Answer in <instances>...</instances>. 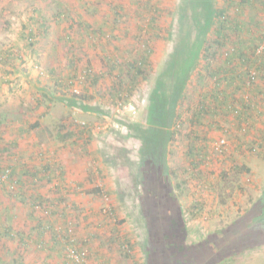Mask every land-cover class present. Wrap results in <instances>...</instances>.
<instances>
[{
	"label": "rangeland",
	"instance_id": "obj_1",
	"mask_svg": "<svg viewBox=\"0 0 264 264\" xmlns=\"http://www.w3.org/2000/svg\"><path fill=\"white\" fill-rule=\"evenodd\" d=\"M60 2L66 5L63 6L65 13L60 9ZM92 2L100 9L96 15L87 11L88 4ZM35 6L44 10L47 18L45 23H49L51 28L49 35L40 38L35 44L36 48L31 49L26 47L24 39L19 40V32L23 21ZM115 6H123L121 10L125 17L120 19L117 29L98 35L96 46L87 47L85 44V55L80 66L91 64L99 74V69L106 67L103 48L107 49V55L114 59L119 56L122 62L139 59L147 48H153L152 72L149 71V77L140 81L131 92L130 84H127L129 82L124 81L127 75H123L119 80L124 85L123 94L116 101L109 90L115 78L104 75L97 85L90 87L91 92H94L90 107L72 108L68 102L56 97L60 96L56 79L69 72L68 56L73 49L80 48V43H77L78 47H72L67 40H60L59 33H56L57 26L66 29L75 21L83 20L97 28L109 13L112 15ZM156 6L161 8L160 24L163 28H170L171 37L167 32L166 39L152 38L147 28L150 17L156 14L153 11ZM183 6L181 0H0V143L11 146L15 129L26 128L25 133H22L23 141L37 140L36 143L40 142V147L48 152L57 149V159L59 157L63 164H68L64 170L70 173L71 186L77 188L74 199L79 207L78 214L85 217L101 212L104 223H107L111 220L110 208L117 210L118 217L124 218V221L119 224L115 220L110 224L108 238L111 235L123 239L126 237L133 248L132 253L126 255L119 244L106 239L107 243L101 247L112 260L110 264H136L137 261L138 264H165L164 260H167L165 249L168 246V229L162 219L166 206H160L152 199L157 188L149 191L141 182L144 161L142 151L151 140L150 132L143 133L148 130L143 127L151 126L157 120L163 122L161 127L156 128L160 136L154 153L155 156L167 154L164 166L177 172V176L173 177L176 184L188 167L185 152L189 143L187 132L191 128L188 120L192 112L189 107L199 101L201 92L206 88L194 75L195 60L192 59L197 51L191 47L202 38L197 31L201 10L198 8V15L195 16L194 8L190 7L185 12ZM60 13L65 15L61 24ZM80 14L83 19H80ZM39 17L43 22L42 17ZM8 21L11 23H6ZM36 25L34 27L38 31ZM80 29L75 23L67 31L77 40ZM182 38L187 45L185 50L193 54L188 57L182 76L179 75L178 81L171 84L175 93L181 91L182 101L179 99V102L183 103L177 104L176 111L179 106L184 109L179 134L169 139L167 131L170 128L164 119L171 122L172 116L167 108L166 97L160 98L156 89L168 77L164 69L173 62L174 52ZM88 40L92 41L90 38ZM10 48L17 50L14 55L10 54ZM6 66L5 74L2 70ZM115 74H118L117 71ZM40 97L45 100L42 104L38 103ZM40 105L37 110H32ZM173 112L175 110L171 115ZM164 113H167L166 118ZM176 116L177 112L174 121ZM229 119L233 121L231 117ZM37 122L40 126L33 129L32 126ZM84 124L89 125V129H83ZM139 126L142 128L138 132ZM175 128L172 126V130ZM225 128L223 132L210 131L209 161L203 164L202 173L197 179L188 181V188L180 197L189 230L187 241L192 250L184 264H264V154L237 149V145L242 143L251 146L255 140L254 133H242L231 122H226ZM63 135H69L73 143L61 146ZM222 139L225 143L220 145ZM20 147L23 149V144ZM22 149L15 146L2 150L4 156H1V164L21 168L22 159L18 155ZM236 166L244 167L239 175ZM92 171L97 174L93 182L88 176ZM222 174L227 177V182L224 180L225 183L218 184ZM202 176L209 179L213 186H220V189L214 191L207 182L200 183L204 180ZM74 180H78V183ZM96 183L107 193L105 196L95 195ZM72 197L69 198L70 202H74ZM27 206L18 211L19 227H16L26 232L32 224L26 218L35 213L41 215L39 210H31ZM161 211L162 218L159 216ZM62 215L48 214L52 222L62 220ZM90 217L94 226L100 222V218L94 215ZM82 219L78 225L81 234L87 229V221ZM100 230L105 232L104 228ZM6 239L0 241L1 257L6 262H13L18 256L23 258L25 250L22 245L19 242H16L17 246L12 245L9 242L13 240ZM36 251V257L40 258L43 253L38 249ZM26 258L28 263L37 264L39 261H33L28 256ZM53 259L56 261L58 258ZM88 264H95L91 255Z\"/></svg>",
	"mask_w": 264,
	"mask_h": 264
},
{
	"label": "trees",
	"instance_id": "obj_2",
	"mask_svg": "<svg viewBox=\"0 0 264 264\" xmlns=\"http://www.w3.org/2000/svg\"><path fill=\"white\" fill-rule=\"evenodd\" d=\"M181 3L184 5L182 9H184L185 12H188L190 7L194 8L193 12L195 16L198 15V10H201L200 18H198L197 31H199V35H202V38L194 42L191 47L197 51L192 59V61L195 60L194 75L197 76L199 81L206 85V88L201 92L199 101H196L194 106L192 105V107H189L190 112H192L188 120L191 128L190 131L187 132L189 143L185 152V161L188 167L176 184L173 182V177L174 175L175 177L177 176V172L165 168L164 166V159L167 154L163 153L161 155V153H159L155 156L156 153H154L157 151L156 149L154 150V148L157 147L156 141H158L157 139L160 136V131L156 128L161 127L163 122L157 120V123H152V127H143L148 129L143 131V133L150 132L151 140L150 144L147 145L143 141L145 147L142 151L144 161L141 166V182L149 191L157 188V193L152 199L160 206H166L164 207L165 212L161 211V213H159V216L162 215V212L165 213L164 218H162V216L160 217L163 219L168 229V246L165 249L167 252V260H164L165 264H184L186 258L192 252L190 244L187 241L189 230L185 219V210L180 203V197L186 192L189 184L188 181L197 179L200 173H202L201 168L203 164L209 161L211 143L210 131L217 130L223 132L226 129V122H231V124L238 127L242 133H254L255 140L253 144L247 146V144L242 143L240 146L237 145L238 150L249 149L255 154H264V0H181ZM59 5L62 12L65 13V9L63 8L65 4L60 2ZM122 7L123 6H115L111 12L112 15L109 13L108 17L105 18L104 22L99 24L97 28L90 22H85L83 20H77L78 22L75 21L81 28L78 32L77 40H75L72 33L67 31L68 29H72L75 23L70 24L69 28L67 27L66 29L62 26H57L56 33H59L60 40H67L71 43L72 47H78L76 45L80 43L81 48L78 50L73 49L68 56L70 70L67 75L60 76V78L56 79L58 82L57 85L59 86L57 92L60 95L56 97L66 103L68 102L72 108L87 109L90 107L89 102L93 99L94 95L90 87L97 85L98 80L103 78L104 75H111L115 78L114 84L109 90L111 91V97L116 101L121 99L123 94L124 85L123 82H119L123 75H127L124 81L129 82L127 84H130L129 91L131 92L133 89L137 88L140 81L146 80L147 77H149V71L152 72L153 66L151 59H153V48H147L146 51L140 55L139 59L129 60L127 62H122L119 56H116V59L112 58V56L106 54L107 49L103 48L106 67L105 69L100 68L99 74L91 64L86 67L80 66V62H82L85 55L83 53L86 48L85 44H87V47H94L97 45L98 35H105L118 28L117 26L120 19L125 17L121 10ZM99 10L95 2L88 4L87 11L89 13L96 15L99 13ZM153 11L156 14L150 17L147 24L151 37L155 39H166L167 36L165 33L167 32L171 37L170 28H163L160 24L159 14L161 13V8L156 6ZM61 13V16H59V24H61V21L65 20V15ZM28 15V18L24 20L21 25L19 40L22 41L24 39V43L27 42L26 47L35 49L36 42L40 38L49 35L51 26L49 23H45V19L47 18L45 17L44 10H42L40 6L33 7ZM184 15L186 16V13ZM184 15H182V17ZM39 16L42 17L44 20L43 22L40 21ZM80 17H82L81 14ZM80 19H83V17ZM6 23L10 24L11 22L8 21ZM34 25L37 26L38 31ZM164 29L167 31L164 32ZM89 38L92 41H89ZM186 46L182 38L174 52L173 62L164 69L167 70V74H169L168 77L164 79V82H160L156 89L160 98L166 97L165 101H168L167 108L170 116H172L171 122L170 120L167 121L164 119L165 124L170 128L169 131H167L169 139L179 134V129L182 126L181 118L183 117L184 108L181 109V106H179V109L176 111L177 104L179 103L182 105L183 103H180L182 101V98L180 99L181 91H176L175 93L174 90H172L173 86H171V84L178 81V78L182 76L183 68L187 66L188 57L193 54L185 50ZM10 49V54L12 55L17 51L14 48ZM19 51H21V48L18 52ZM8 56L10 57V55ZM178 67L180 68L176 69ZM7 68L8 66L2 70L5 74L7 73ZM115 71H117L118 74H115ZM50 99H53V97ZM127 100L126 98V101ZM44 101L43 98H38L39 104H42ZM40 107L41 105L35 106L32 110H37ZM173 110H175V113L177 112L175 121L173 120L175 113L173 112V115H171ZM166 115L167 113H164V117ZM230 117L233 121L229 119ZM157 118H159L158 113ZM39 126L40 123L37 122L32 127L35 129ZM172 126L176 128L172 130ZM89 127V125L84 124L83 129H89ZM141 128L142 127L139 126L137 131L139 132ZM25 129L26 128H16L15 132L22 134ZM68 136L69 135L62 136L61 146H65L68 142L71 144L73 143L70 142L72 140H70L71 138H68ZM7 147H15V144L7 146L0 143V171L3 172L7 169L12 170L11 179L15 184V190L10 191V187L0 185V190L7 193L8 198L11 199L13 203V205L4 204V206L1 207L2 212H0V219L9 223L18 216V211L16 210H20L21 207L14 204L16 201L26 206L27 204L30 205L31 210L37 209L40 211L42 216L36 213V215L31 214V217L35 218L38 222L36 226L32 227L36 234L35 240L38 247L36 249L43 253V256L40 257V261L36 262L37 264H54V261L49 262V258L53 255L58 258L56 259L58 260V264H88L90 255L95 256L96 253H98V257L100 254L103 257L102 260H100L101 264H110L107 255L93 248L92 244L95 239L100 240L101 243L99 246L106 244V239L110 242L115 241L119 244L124 254L129 255L132 253L133 246L128 238L125 237L123 239L118 238V236L113 237L112 235L108 238L109 233H111L109 228L110 224H113L115 220H117L119 224L124 221V218L120 219L118 217L116 213L117 210L110 208L109 218H111V220L109 219L107 223H104V216H101V212H95L91 215L88 214L85 215V217L78 214V204L72 202V200L71 202L69 201V198H71L73 194L76 195L77 188L71 186V181H65L68 173L64 170L63 165L60 163L58 164L57 149L54 148L53 152H48V155L45 156L46 152L40 147L39 153L32 155V159L29 157L30 161H24V159L19 156L23 161H20L22 167L18 168L13 167L11 164H1V156H4L2 150ZM58 147L60 148V146ZM235 169L237 175H239L244 167L236 166ZM245 169L249 170L248 167ZM98 173L101 175L100 170ZM224 175L225 174L221 175V179L217 182L218 184L223 183L224 180L227 182V177ZM88 176L93 182L97 174L92 171L88 173ZM55 177L62 178V183L57 181L58 184H56L57 182H54ZM202 178L204 180H201L200 183L207 182L210 189L214 191L220 189V186H213L214 184H212L209 179L203 176ZM80 184L82 185V183ZM44 187H46V189H44ZM54 187L56 188L54 189ZM95 187V195L97 194V196L103 197L107 194L103 192L99 183H96ZM190 189L192 190V187ZM30 190L34 191L31 192ZM178 191L180 193H178ZM1 203L2 201L0 200V205ZM187 211L189 212L190 210L187 209ZM262 212L264 214V208ZM50 213L63 214L61 216L62 220L52 222L48 216ZM92 215L96 218H100V222L96 226L90 221V216ZM81 219L87 221V231L82 234L78 226ZM0 223L2 222L0 221ZM60 224L64 226V229L58 231L57 226ZM70 224L73 226V233H71ZM5 227L6 226H1L3 230L11 229L7 233L16 242H19L20 245H27V236L24 230L16 229V227L13 226L7 229H5ZM100 228H104L105 232L103 233ZM248 231L250 232V229H248ZM38 232L43 233L39 239L37 238ZM2 233L4 232L2 231ZM67 249H73L74 252L88 250L90 253L83 262H76L70 260L67 255ZM135 263L138 264V261ZM0 264H11V262H6L4 260ZM17 264L34 263H27L23 260L18 261Z\"/></svg>",
	"mask_w": 264,
	"mask_h": 264
},
{
	"label": "crops",
	"instance_id": "obj_3",
	"mask_svg": "<svg viewBox=\"0 0 264 264\" xmlns=\"http://www.w3.org/2000/svg\"><path fill=\"white\" fill-rule=\"evenodd\" d=\"M22 133H25V131H23ZM14 138L16 139V140H14ZM23 138H22V134H20V133H15L14 132V135H13V138H11V140H13V141H11L12 142V144H15V146L16 147H19L20 149H22L21 147H20V145L21 144H23V149L21 150V152L19 153V155L18 156H20V157H22V159H24V161H30V159H29V157L32 159V155H34V154H36V153H39V149H40V146L41 145H39L40 144V142H37L36 143V141L34 140V141H30V140H26V141H23L22 140ZM30 141V142H29ZM45 152H46V154H48V151H46L45 150ZM57 152H58V150H57ZM58 159H59V157H58ZM57 159V160H58ZM64 162H65V160H63ZM61 164V165H63L64 166V169H67V166H68V164L67 163H64L63 164V162H61L60 161V159H59V162H58V164ZM68 173V172H67ZM70 173H68V176H67V178L65 179V181H67V182H69V181H72L71 179H70ZM57 178V179H56ZM55 180H54V182L56 181H60L59 183H62L61 182V179L62 178H59V177H55L54 178ZM74 179H76V178H74ZM74 181H77V183H78V180H74ZM58 182L56 183V184H58ZM55 184V185H56ZM28 187H29V185H28ZM44 189H46V187H44ZM31 192L32 191H34V190H30ZM73 196V197H72ZM71 197H72V199H73V201L75 202L76 200L74 199L75 197L74 196H76V195H72ZM0 200L2 201V203H1V205H0V212H2V209H1V207L2 206H4V204H10V205H13V203H12V201H11V199H9L8 198V196H7V193H5V192H3V191H1L0 190ZM15 205H17V206H20V207H25L26 205L25 204H22V203H20L19 201H16V203H14ZM28 205V204H27ZM28 206H30V205H28ZM31 207V206H30ZM14 210H15V208H14ZM16 211H19V209L18 210H16ZM36 215V214H35ZM29 218V219H28ZM27 221L28 222H31L32 224H31V226L29 227V231L28 232H26L25 231V233H26V239L27 238H30V239H28V241H27V245L25 244V246L24 245H22V247H23V249L25 250V252H24V257L23 258H21V257H17V258H14L12 261L15 263V264H17V262L18 261H23V260H26L27 258V256L28 257H30L33 261H36V260H39L40 261V258L39 257H36V254L38 253V251H36V246H34V245H37V243H36V234H35V231H33V229H32V227H34V226H36L37 224H38V222L35 220V218H33V217H31V215L30 216H28L27 218ZM0 221L2 222V223H0V241L3 239V241H6V240H8V239H6L7 237L8 238H11L12 240H13V242H9V241H7V242H9V243H11L12 245H16L17 246V243H16V241L12 238V237H10L9 235H8V231H10V230H3L2 228H1V226H6L5 227V229H7L8 227L9 228H11V226H13V227H19V225H18V222H19V220H18V216L14 219V220H12L11 222H7V221H5V220H1L0 219ZM10 225V226H9ZM94 228V227H93ZM92 228V229H93ZM2 231L4 232V233H2ZM6 231V232H5ZM87 231V230H86ZM6 233H7V235H6ZM42 232H38V236H37V238L39 239L41 236H42ZM2 241V242H3ZM99 241L100 240H97V239H95L94 240V242H93V244H92V246H93V248L97 251V250H100L104 255H107V253L105 252V249L104 248H102L101 246H99ZM2 255L0 254V263H2L3 261H4V257H1ZM41 256H43V254H41ZM56 258V256H51V258H49V261H54V264H58L57 263V261L58 260H54L53 258ZM102 255L100 254L99 255V257H98V253H96V255L94 256H91V259H93V261L95 260V264H99L100 263V260H102ZM97 259V260H96ZM111 259H110V263H111ZM13 262H11V264L13 263ZM28 263V262H27ZM101 264V263H100Z\"/></svg>",
	"mask_w": 264,
	"mask_h": 264
},
{
	"label": "built area",
	"instance_id": "obj_4",
	"mask_svg": "<svg viewBox=\"0 0 264 264\" xmlns=\"http://www.w3.org/2000/svg\"><path fill=\"white\" fill-rule=\"evenodd\" d=\"M130 107L133 108V106H130ZM224 143H225V140L222 139L220 142V145H223ZM11 173H12V170H10V169H7L3 172L0 171V185L1 186H8L13 191V190H15V184L11 179ZM70 226H71V224H70ZM63 229H64V226L62 224L57 226L58 231H61ZM70 230H71V233H73V226L70 227ZM12 235H13V233H12ZM126 248H127V246H126ZM89 253L90 252L88 250H85L82 252H74L73 249H67V255L70 258V260H74L76 262H83L86 259V257L89 255Z\"/></svg>",
	"mask_w": 264,
	"mask_h": 264
}]
</instances>
